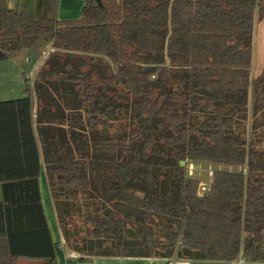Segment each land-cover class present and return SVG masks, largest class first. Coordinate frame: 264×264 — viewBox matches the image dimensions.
<instances>
[{
	"label": "trees",
	"instance_id": "trees-1",
	"mask_svg": "<svg viewBox=\"0 0 264 264\" xmlns=\"http://www.w3.org/2000/svg\"><path fill=\"white\" fill-rule=\"evenodd\" d=\"M39 1L0 0V61L51 50L33 89L24 78L0 101V264H57L41 171L78 261L264 262V72L251 77L264 0H85L68 21ZM200 162L233 169L202 196L186 172ZM73 213L90 228L81 246Z\"/></svg>",
	"mask_w": 264,
	"mask_h": 264
},
{
	"label": "rangeland",
	"instance_id": "rangeland-1",
	"mask_svg": "<svg viewBox=\"0 0 264 264\" xmlns=\"http://www.w3.org/2000/svg\"><path fill=\"white\" fill-rule=\"evenodd\" d=\"M40 4L37 0L32 2L30 11H34ZM50 43L43 42L40 46L29 51L24 45L17 51L10 52V58L7 60L0 61V101L14 100L21 98L24 95V78H26L33 89L34 79L41 69L44 61L46 60L48 53L50 52ZM264 72V15L255 24L253 32L252 41V60H251V77H256ZM228 170L233 169L227 168L226 166L213 165L207 162L200 163H188L186 166L187 175L193 177L199 181V185L206 186L209 185L211 177L210 172L215 170ZM189 172V173H188ZM44 176L40 175L41 184V196L43 204L45 206V211L47 213L48 222L52 232H54V225L51 219L53 211L49 210L48 204L50 203L48 191L46 192V187L44 185ZM0 199H1V185H0ZM82 213L75 214L69 217L66 224V233L70 236V242L76 243L78 246L83 244L84 240L90 238L89 232L90 228H87L82 222ZM60 230V228H59ZM61 233V231H60ZM60 243L66 246V250L72 254L74 252L79 257L76 251L69 248L65 242L64 237L61 233ZM76 256V257H77ZM20 264H22L20 262ZM27 264V263H23Z\"/></svg>",
	"mask_w": 264,
	"mask_h": 264
},
{
	"label": "crops",
	"instance_id": "crops-1",
	"mask_svg": "<svg viewBox=\"0 0 264 264\" xmlns=\"http://www.w3.org/2000/svg\"><path fill=\"white\" fill-rule=\"evenodd\" d=\"M37 0H7L8 7L11 9H19V10H28L31 7L32 2ZM85 0H57L56 5V18L60 21H68V20H77L80 18L82 8L84 6ZM41 173L44 176V185L46 187V192L48 191V196L50 203L48 204L49 210L53 211L51 215V219L54 225V232L51 230V226L48 222L47 213L45 211V206L43 204L42 196H41V184H40V175ZM39 175V193L41 204L43 208V212L45 215L46 223L50 232V236L54 243H57V251L55 252V259L57 264H67V262H74V264H264V262H245L241 258H237L233 261L228 262H216V261H207V260H187V259H162V258H123V257H102V256H94L89 258L88 261H78L79 257H76L77 254L74 252L69 253L66 249V246L63 243H60L61 233L59 230V226L57 223V217L55 213V209L53 206V201L51 199L46 178L44 172L41 171ZM2 198V195H1ZM1 200V199H0ZM37 260L31 259H21V263L27 264H36Z\"/></svg>",
	"mask_w": 264,
	"mask_h": 264
},
{
	"label": "built area",
	"instance_id": "built-area-1",
	"mask_svg": "<svg viewBox=\"0 0 264 264\" xmlns=\"http://www.w3.org/2000/svg\"><path fill=\"white\" fill-rule=\"evenodd\" d=\"M189 173V172H188ZM212 172L209 173V176L212 177ZM208 190V185L206 186H202V185H199L198 187V194L199 195H203L206 191ZM78 257V256H77ZM80 257V256H79ZM169 264H172V263H169Z\"/></svg>",
	"mask_w": 264,
	"mask_h": 264
},
{
	"label": "water",
	"instance_id": "water-1",
	"mask_svg": "<svg viewBox=\"0 0 264 264\" xmlns=\"http://www.w3.org/2000/svg\"><path fill=\"white\" fill-rule=\"evenodd\" d=\"M99 1H100V0H96L97 3H99ZM184 165H185V162H184V161H181V162H180V166L183 167Z\"/></svg>",
	"mask_w": 264,
	"mask_h": 264
}]
</instances>
